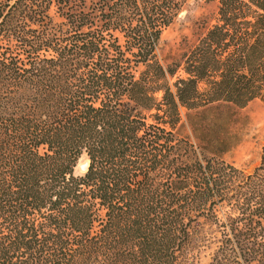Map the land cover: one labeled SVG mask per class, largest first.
<instances>
[{
    "label": "trees",
    "instance_id": "16d2710c",
    "mask_svg": "<svg viewBox=\"0 0 264 264\" xmlns=\"http://www.w3.org/2000/svg\"><path fill=\"white\" fill-rule=\"evenodd\" d=\"M187 1L0 0V264H179L201 219L210 264H264V146L248 171L177 132L182 108L264 98V0H207L166 68Z\"/></svg>",
    "mask_w": 264,
    "mask_h": 264
},
{
    "label": "rangeland",
    "instance_id": "374dc122",
    "mask_svg": "<svg viewBox=\"0 0 264 264\" xmlns=\"http://www.w3.org/2000/svg\"><path fill=\"white\" fill-rule=\"evenodd\" d=\"M217 11V2L188 0L173 23L162 32L157 50L159 62L166 68L180 62L215 23ZM143 70L141 66L139 72ZM185 77L181 67L169 80L174 84ZM162 95L157 93V99L160 100ZM177 132L199 146L203 153L236 168L253 171L261 164L264 146V98L253 100L244 107L221 101L198 109L182 108ZM87 165L88 158L83 155L75 175L83 176ZM225 211L226 208L219 209L220 216ZM219 237L211 222L199 220L191 229L190 243L180 255L179 264H210Z\"/></svg>",
    "mask_w": 264,
    "mask_h": 264
},
{
    "label": "bare ground",
    "instance_id": "6f19581e",
    "mask_svg": "<svg viewBox=\"0 0 264 264\" xmlns=\"http://www.w3.org/2000/svg\"><path fill=\"white\" fill-rule=\"evenodd\" d=\"M87 166H88V165H87ZM87 166H86V167H87Z\"/></svg>",
    "mask_w": 264,
    "mask_h": 264
}]
</instances>
